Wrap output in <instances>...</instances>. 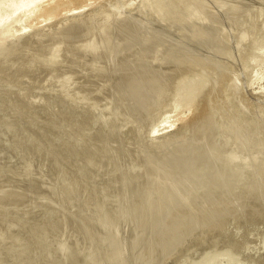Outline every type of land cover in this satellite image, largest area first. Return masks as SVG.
Wrapping results in <instances>:
<instances>
[{
	"label": "rangeland",
	"instance_id": "obj_1",
	"mask_svg": "<svg viewBox=\"0 0 264 264\" xmlns=\"http://www.w3.org/2000/svg\"><path fill=\"white\" fill-rule=\"evenodd\" d=\"M93 4L95 5L92 7L93 9L86 10L78 16L64 15L50 23L46 21L45 17L38 18V21H34L35 23L32 24L29 21H24V23L22 22L24 27L22 24L20 25L23 27L21 31L20 27L15 24L16 29L13 26L12 30L16 31L17 28L19 30L13 36L14 41L16 40V43L18 41L17 48L9 49L10 42L8 40H4L3 44H0V264H32L34 262V264L37 262L38 264H47V261L49 264L51 261H53L52 264L56 263L58 256L56 257L55 253H52V248H55L58 242L60 243L59 239L62 238L61 236H65L66 231L71 234L69 232L71 230L68 229V226L71 227V225H67L68 223L66 224L68 228H66L69 231L64 230L66 220L73 225L70 229H75L74 226H78L77 230L75 229L76 232L72 229L73 234L71 235H75L74 239L82 240L81 242L85 243V238H87V244L90 242L94 244L95 239L90 241L95 237L94 232L100 234L99 230L104 229L105 233L107 231L105 228L107 229V225L110 224L108 221L117 219L115 218L117 210L123 212L122 214L125 213L124 216L127 215L126 213L128 215L132 213L135 216L141 215L140 213L143 212L142 216H139L142 219L134 217L136 221L139 218L137 227H135L139 231L134 229L136 233L130 232L133 231L131 230L133 223L136 224L134 218H129L130 215L126 218H129L130 222L134 219L132 227L129 225L128 228V219V224L126 223L125 226L127 228L124 227L125 230L123 229L122 234H119L122 229L120 226L123 227L122 224L127 222L124 217L123 222L121 217L123 215L119 211L120 217L118 215L117 223L121 220L120 224L112 221L113 226L110 224L111 229L108 228L107 232L109 233V230L116 226L118 228L115 227V230L119 231L120 228L118 233L120 238L116 236L117 232H114V229V234L112 231L109 233L113 237L112 240L107 232L105 234L108 236L102 232L100 235L105 236L99 235L98 237L96 235V237L99 239L100 237L101 239L106 236L107 239L110 237L109 240H105V243L111 240L113 246L114 242L116 243V240L113 241L115 236L118 240L122 238L123 249L127 247L126 250L124 249L126 252L130 247V250H132V246L134 248V253L127 252L130 255L128 258L135 259V261L129 259L132 262L140 261L139 255L142 254L140 259H143L139 262L140 264L150 261H152L151 264H162L161 262L169 264L168 261L178 264L181 261L179 259L182 258L184 261L179 264H184L186 262L182 255L189 253V258L186 256V264L201 261L199 264H204L205 261V264H208L209 260L211 262L209 264H264V0H95ZM120 13H123V17ZM26 23H28L27 26H30L28 30L25 28ZM22 30L27 31L28 38L21 36ZM2 47L5 49L2 50ZM261 53H263L262 57ZM247 63L250 66L246 65ZM187 90L190 91V97L192 95L189 105L190 109L194 111L191 112L192 115L197 116V122L192 116L193 119L191 117L189 121L183 123L179 119L181 114L176 116L170 111L172 109L174 111L176 106L184 104L182 99L185 100L183 96ZM141 97L144 98V101L141 100ZM145 100L147 101L145 102ZM141 101L143 105L147 104V107L145 106L147 109L142 107ZM189 105L187 106L189 107ZM205 107L206 113L204 112ZM199 113L205 115L202 116L203 119L200 117L201 120H199ZM170 114L175 120L168 118L171 117ZM170 119L174 120L175 124L173 123L169 129ZM192 120L195 121L192 122ZM187 122L188 124L185 126ZM181 123L183 127H181ZM256 154L259 155L256 156ZM139 155L140 159H138ZM93 158L95 164L92 162ZM136 158L137 160H135ZM14 159L21 161V167L18 166L19 164H16V167L10 164ZM33 161L39 162L37 166L36 163L30 164ZM7 162L9 163L7 164ZM40 162L44 165H41ZM50 162H52L55 171L53 167H51V171L48 169L51 166ZM99 162L102 166L99 165ZM136 162L137 167L135 168ZM22 165H28L27 169L30 165L33 167L35 165L39 168L42 166L49 172L53 171L54 173H52L56 174L57 183L51 181L54 175H51L52 178L49 177V180L51 178V185H57L54 187L56 191L52 188L54 192L52 194L48 177H43L41 180L47 179L46 182L48 181L49 186L46 182L39 184L41 180L39 183L37 182L39 176L47 174L45 170H43V174H41L42 171H39L41 175L38 172L37 176L35 167V169L32 167L34 171L32 169L28 171L25 166L22 168ZM96 166L97 168H94ZM142 167L143 169H141ZM98 168L101 170L104 168L102 173ZM23 169L26 170L25 173L21 172ZM73 169H76V172ZM94 170H97V173ZM116 170L119 172L117 173ZM124 170L128 175L127 173L123 174ZM32 171L36 174L28 175V173L33 174ZM92 171L94 172L92 180H95L97 175L100 178L103 177L104 172L106 173V176L104 175L106 179L100 178L102 179L101 185L103 181L106 182L107 176L110 177L107 182H109V186L111 183V189L109 187L108 192L106 188V191L112 194L116 186L115 191L118 189V193L116 192L115 195L114 191L113 197L119 199L120 196L117 195L119 190L122 197H120L121 200L116 198L117 202L125 198L123 195L126 196L133 189L135 190L131 193L132 195L129 194L131 201L127 200V198L130 199L127 196L126 201L124 199L126 203L118 202L120 206L118 203L116 204L117 210L112 209L111 206V210H116L113 211L114 216L113 212L107 211L110 208H104L107 212L100 208L101 214L108 213L110 216L111 213V216L114 217L111 220L106 218L108 215L105 214L103 218L99 216L97 220H92L96 219L98 215L95 214V218H92L90 209L93 207L99 209L101 205L102 208L105 206L104 202L100 205L102 201L100 199H105V194L100 189L105 190V186L108 187L104 183L102 187L96 183L98 188L92 196L91 192L96 189L93 186L94 182L98 181V179L91 180ZM111 178L114 179L112 180L114 183L111 182ZM72 180L78 181L79 184L75 183L74 185ZM82 180L87 186L93 184L85 186L87 188L85 189ZM115 181H119L120 185ZM126 181L131 184H125ZM26 183H30L29 187L31 185L32 189L27 188ZM150 183L154 186L153 189H151ZM71 184L73 187L78 184L77 188H79L82 197L84 195L81 194H88L86 192H89L92 187L93 191L90 190L89 193L91 197L86 195L83 197V201H88L99 195L96 197L100 201L96 197L95 199L100 203H95L93 198L94 200L91 199L92 201L87 202L88 206L84 204L86 201L83 202L85 205L83 206L82 198L78 197V189L76 187L74 189ZM22 185H26V192ZM41 186H44V189L50 188V192L44 191ZM80 187L82 190L85 189V192L80 190ZM139 187L143 189H139ZM68 188H70L69 192ZM127 188L130 192L126 194ZM71 189L77 192L76 196L73 195L74 199L72 195L68 196L72 192ZM144 189L145 193L143 194ZM150 190H153V193ZM97 191L101 193H97ZM262 191L263 193H261ZM48 192L49 196L46 194ZM107 192L105 193L107 194ZM134 192L137 194L134 195L135 197L133 196ZM256 192L257 194H255ZM101 194L103 196H100ZM112 195L109 198H112ZM131 196L134 197V200ZM75 197L76 199L80 198L81 201H77H80L81 205H77ZM71 198L73 202H71ZM108 199L105 200L106 203ZM75 201L77 206L73 204ZM90 202L99 207L97 205L95 207L93 204L91 208ZM68 203H72L75 208L82 206L79 208L86 211V216L90 214V211L89 218H86L83 211L80 212L78 208L76 209L77 217L83 215L84 217H80L85 220L91 219V222L85 221L90 224L89 228H93L94 224V227L99 226V230L97 227L96 230H94L95 228L90 230L88 224L84 227L85 223L82 224L83 226L78 225V219L83 222V218L73 216L76 214L75 208L69 204L74 209V213L71 211V207L67 206ZM114 203L111 204L114 205ZM123 203L131 205L132 210L138 209V214L134 211V215L129 206L126 207H129L131 212L127 211L128 208L126 209ZM156 203L158 206L155 205ZM132 204L137 207L133 208ZM86 206L87 209L90 208L89 211L85 209ZM107 206H109V202ZM153 206L157 210L159 209V212ZM147 209L153 213L150 214ZM244 209H249V211ZM166 210L167 212L164 213ZM96 212L100 213V211ZM42 215L43 217H41ZM144 215L147 216L144 217ZM66 217L71 218L70 221L65 219ZM72 217L76 223L73 222ZM104 217L105 221H108L105 222V224L107 223L106 227L100 229L99 224H104V221L101 220L102 223H100L98 219H104ZM139 220L143 223L141 224ZM96 221L99 224L96 225ZM156 224L161 227L155 229ZM138 225L142 227L148 225L146 226L148 228L140 226L141 230ZM227 225L229 226L226 227L225 233L224 229ZM79 226L89 229V232L94 230L92 231L94 234L88 233L84 228L82 231L78 230L82 228ZM153 227L154 229H152ZM216 228L217 231H224L219 236L220 238L217 236L219 232L217 235H213L214 237L206 235L216 231ZM77 231L82 233L85 231L86 236L90 238L92 235L93 237L88 240V237H83L82 233ZM123 231L127 235L136 234L134 236L139 239L142 248L138 246V242V245L135 244L137 246L134 245L132 240L138 241L134 236L132 239L131 235L129 238L125 237L126 240L128 239L125 242ZM140 232L142 235L138 237ZM68 234L67 236L70 237L71 235ZM76 234L81 235L84 240ZM58 236L61 238L57 239ZM67 236L64 237L66 242H68ZM77 236L78 238H76ZM144 236L147 237L144 238ZM209 237V241L212 238L213 241L220 239L219 242H216L220 247L223 244L221 239H223L222 250L225 245L232 244L234 246L233 243H229L232 241L239 242L235 244V248L236 245L239 246H237V250L234 248L236 251L231 250L234 254L231 251L228 254L227 251L228 255L226 254L227 257H225L220 254H223V251L225 253L227 249L221 253V248L216 244L217 247L215 242H208V245L210 243L209 249L213 243L214 250L220 251L218 257L213 249H211L212 251L207 249ZM98 238L96 241L99 240ZM230 238L232 241H229ZM189 239L191 242L196 241L193 244L199 243L198 240H205L200 243H205L203 246H207L204 248L201 247V244L198 245L196 252L200 254L199 252L204 248L205 252L209 253V255H205L208 258L205 257L206 260L200 259L199 261L200 255H198V261L194 262L195 245L192 252L188 251L187 253L185 252L187 249H185L184 252L178 254V257L182 256L181 258L177 257L176 261L179 260V262H175V258L172 259L173 261L168 260L172 258L170 255L172 256L176 250L186 248L189 245L186 244L190 242ZM118 240L116 244L122 242L118 243ZM54 241L56 246L53 244ZM225 241H227L226 244ZM128 242H130L129 245ZM176 242L178 244L180 242V244L178 245ZM86 243L83 245L91 244L87 245ZM47 244L51 251L50 253L47 252L48 249L45 251L47 255H51L45 258L47 255H45L43 247L47 248ZM61 244H59L61 247L66 245L65 243ZM70 244L67 245L72 248L73 241ZM112 245L109 248L110 244L108 243L106 247L109 248V251L112 250L115 255V251L122 254L120 255L122 259L128 255L122 253L124 251L118 252L122 246L117 248L115 245L117 248L115 249ZM126 245L130 247L128 248ZM68 246H65L68 248L66 251L70 249ZM61 247L58 249L60 250ZM89 247H93V245L91 244ZM137 247H140L141 253L136 250ZM42 249L44 254L39 252ZM87 249L89 250V248ZM145 249L148 253L145 252ZM149 249L151 254H149ZM26 250L29 258L25 257L27 255L23 253ZM208 250L214 252V255ZM136 251L138 254L135 253ZM22 253L25 257L23 259ZM176 253L178 252L176 251ZM203 253L201 254L203 255ZM168 254L169 257H167ZM32 256L37 259H32ZM118 256L116 255L115 258ZM118 258L120 259V257ZM122 259L121 264H124ZM188 259L193 263H190Z\"/></svg>",
	"mask_w": 264,
	"mask_h": 264
},
{
	"label": "bare ground",
	"instance_id": "obj_2",
	"mask_svg": "<svg viewBox=\"0 0 264 264\" xmlns=\"http://www.w3.org/2000/svg\"><path fill=\"white\" fill-rule=\"evenodd\" d=\"M94 1H95V0H0V44H3V41H4V40H8V41L10 42V43H9V44H10V48H9V49H11V50H15V49L17 48L18 41H17V43H16V40L14 41V37H13V36L16 34L15 32H17V30H18V28H17V30L15 31V29H16V25H15V24H17V26L20 27V31H21V28L23 29V27H24V25H23L24 21H29V22H31V24H32L34 21H38V18H40V17H45V19H47L46 21L50 23V21H51V22H52V21H55V20L61 18V17L64 16V15H70V16H71V15H77V16H78V14H82V13L85 12L86 10H91L92 7H95V5L93 4ZM96 1H98V0H96ZM96 7H97V6H96ZM97 8H98V7H97ZM92 9H93V8H92ZM120 14H122V17H123V13H120ZM120 14H119V16H121ZM70 16H69V17H70ZM72 18H73V17H72ZM75 18H77V17H75ZM70 19H71V18H70ZM41 20H42V19H41ZM43 20H44V19H43ZM46 21L44 20V22H46ZM22 22H23V23H22ZM42 22H43V21H42ZM42 22H41V23H42ZM263 22H264V21H263ZM34 23H35V22H34ZM21 24L23 25V27L20 26ZM27 24H28V23L25 24V25H26V27H25L26 30L30 29V26H27ZM36 24H37V22H36ZM33 25H35V24H33ZM263 25H264V24H263ZM13 26L15 27L14 30H12ZM13 32H14V33H13ZM18 32H19V30H18ZM20 34H22L21 36L24 37V36H26L28 33H27V31L22 30V33L20 32ZM29 35H30V34H29ZM15 37H16V36H15ZM18 37H19V35H18ZM26 37L28 38V36H26ZM19 38H20V37H19ZM24 38H25V37H24ZM16 39H17V37H16ZM21 39H22V37H21ZM21 41H22V40H21ZM257 48H258V47H257ZM4 49H5V48H4ZM4 49H3V47H2V50H4ZM2 50H1V51H2ZM256 50H257V49H256ZM5 51H6V50H5ZM7 51H8V50H7ZM262 52H263V50H262ZM250 53H251V52H250ZM262 54H263V53H261V57H262ZM0 56H1V55H0ZM258 56H259V54H258ZM250 63L252 64V62H250ZM246 65H249V64L247 63ZM249 66H250V65H249ZM251 66H252V65H251ZM248 68H249V67H248ZM184 79H185V78H184ZM187 81H188V80H187ZM187 81H186V82H187ZM194 96H195V93H194ZM144 97H145V96H144ZM148 97H149V96H148ZM150 98H152V97H150ZM183 98H185V100L182 99V101L184 102V104H181V105H179V106H176V109H175L174 111H173V109L170 110V111H171V114L176 115V116H178V115L181 114L182 116H180L179 119H181V122H183V123H184L185 121H187V120L189 121L190 118H191L192 116L196 119V122H197V118H196L197 116L195 117V116H194L195 114L192 115L191 112H194V111H192V109H190V105H189V104H190V101H191V98H192V95H191V97H190V91L187 90V91L185 92ZM189 98H190V99H189ZM143 99H144V98L141 97V100H143ZM146 99H147V98H146ZM188 99H189V100H188ZM143 101H144V100H143ZM146 101H147V100H145V102H146ZM148 101H151V100H148ZM180 102H181V101H180ZM192 103H193V102H192ZM210 103H211V100H210ZM141 104L143 105L142 101H141ZM204 104H205V103H204ZM142 105H141V106H142ZM146 105H147V104L144 103V105H143L142 107H144V109H145V108L147 107ZM187 105H189V107H188ZM145 106H146V107H145ZM191 106L194 107V105H191ZM200 107H201V106H200ZM212 107H213V106H212ZM212 107H211V110H212ZM214 107H215V106H214ZM214 107H213V108H214ZM191 108H192V107H191ZM146 109H147V108H146ZM195 109H196V108H195ZM200 110H201V109H200ZM205 110H206V107H205V109H204V112H205ZM205 113H206V112H205ZM168 114H169V112H168ZM171 114H170V115H171ZM197 114H198V113H197ZM201 114H202V112H201ZM203 115H204V114H203ZM203 115H200V113H199V120H201V118L203 119V117H202ZM176 116H174V117H176ZM204 116H205V115H204ZM193 117H192L191 119H193ZM200 117H201V118H200ZM168 118H171V119H174V120H175V118H173L172 115H171V117L169 116ZM171 119H170V121H171ZM176 119H177V118H176ZM179 119H177V120H179ZM174 120L171 121V125L168 127L169 129L172 127V124H173V123L175 124V121H174ZM177 120H176V121H177ZM193 121H195V120H192V122H193ZM190 123H191V121L189 122V124H190ZM187 124H188V122L185 123V126H186ZM185 126H184V127H185ZM188 126H190V125H188ZM181 127H183L182 123H181ZM182 129H183V128H182ZM184 129H185V128H184ZM167 132H168V131H167ZM155 139H156V138H155ZM157 139H159V138H157ZM263 145H264V144H263ZM256 146H257V145H256ZM260 146H261V145H260ZM249 147H250V146H249ZM91 150H92V149H91ZM260 153L262 154L261 151H260ZM140 154H141V153H140ZM257 155H259V154H256V156H257ZM263 155H264V154H263ZM141 156H142V155H141ZM89 157H90V156H89ZM134 157H135V156H134ZM139 157H140V155L138 156V159H140ZM261 157H262V156H261ZM141 158H142V157H141ZM262 158H263V157H262ZM260 159H261V158H260ZM91 160H92V159H91ZM131 160H132V158H131ZM135 160H137V158H136ZM142 160H143V159H142ZM142 160H141V162H142ZM29 161H30V160H29ZM96 161H97V160H96ZM128 161H129V160H128ZM12 162H13V163H10V164H12V166H13V165L15 166L16 164H17V165L19 164L18 166L21 167V166H20L21 161H19L18 159H14ZM30 162H31V161H30ZM90 162H91V161H90ZM92 162H93V164H95V163H94V162H95V161H94V158H93ZM92 162L90 163V165L92 164ZM97 162H98V161H97ZM132 162H133V160H132ZM8 163H9V162H7V164H8ZM27 163H28V162H27ZM35 163H36V166H37V164H38L39 162L37 163V162L33 161V163H30V164L32 165V164H35ZM50 163H51V166L49 165V166H50V168L48 167L49 170L52 169L51 167H53L52 162H50ZM40 164H41V165H44V163H42V162H40ZM40 164H39V165H40ZM100 164H101V163L99 162V165H100ZM122 164H123V163H122ZM133 164H134V162H133ZM2 165H3V164H2ZM2 165H1V166H2ZM28 165H29V163H28ZM28 165H27V166H28ZM31 165L28 167V169H27V166L24 165V166H25V169L29 171V169H32V167H33V166H31ZM128 165H129V164H128ZM128 165H127V166H128ZM14 166H13V167H14ZM24 166L22 165V168H24ZM97 166H98V165H97ZM97 166L94 167V168H97ZM101 166H102V164H101ZM122 166H123V165H122ZM13 167H12V168H13ZM15 167H16V166H15ZM34 167H35V165H34ZM34 167H33V168H34ZM41 167H42V166H41ZM41 167H40V168H41ZM80 167H81V166H80ZM83 167H84V164H83ZM136 167H137V162H136V166H135V168H136ZM35 168H36V169H35ZM35 168H34V169H35V172H36V170H37V176H38V172H39V171H42V173L39 172V175L43 174V170H45L46 173H47V174L45 173L47 176H46V175H45V176L42 175L41 177L39 176V181L37 180L38 183L40 182L41 178H43V177H46V178L48 177V180H49V177H51V175H52V176L54 175V177H53V180H51L52 177L50 178V180H51L53 183H54V181L57 183V179L55 180V178H56V174H53V173H54L53 171H52L53 173H52V172H49V171H47L48 169H44L43 167H42L43 169L41 170V169L39 168V166H38V167H35ZM38 168H39V169H38ZM45 168H46V167H45ZM85 168H86V167H85ZM115 168H116V167H115ZM135 168H134V169H135ZM139 168H140V167H139ZM17 169H18V167H17ZM25 169H23L21 172L24 171V173H25V171H26ZM34 169H32V170L34 171ZM89 169H91V167H89ZM98 169L101 170L100 168H98ZM103 169H104V168H103ZM103 169H102V170H103ZM121 169H122V168H121ZM134 169H133V170H134ZM137 169H138V168H137ZM137 169H136V170H137ZM141 169H143V167H142ZM15 170H16V169H15ZM20 170H21V169H20ZM53 170H54V167H53ZM73 170H74V172H76V171H75L76 169H73ZM86 170H87V168H86ZM99 170H98V172L100 173ZM102 170H101V173H102ZM16 171H17V170H16ZM30 171H31V170H30ZM33 171H32L33 174L28 173V175H31V176L33 175V176H34V174H36V173L33 172ZM45 171H44V172H45ZM50 171H51V170H50ZM54 171H55V170H54ZM82 171H83V170H82ZM82 171H81V172H82ZM112 171H114V170H112ZM124 171H125V170H124ZM124 171H123V174H124V173L126 174L127 172H126V171L124 172ZM138 171H139V169H138ZM12 172H13V171H12ZM48 172H49V174H48ZM74 172H73V173H74ZM92 172H93V171H92ZM94 172L97 173V170H96V171L94 170ZM94 172L92 173V175H90L91 180L93 179ZM105 172H106V170H105ZM105 172H104V174H102L103 177H100V178H103V180L106 179V177L104 178V175L106 176V173H105ZM107 172H110V171L107 170ZM116 172H117V170H116ZM118 172H119V171H118ZM118 172H117V173H118ZM121 172H122V171H121ZM136 172H137V171H136ZM40 173H41V174H40ZM51 173H52V174H51ZM73 173H71V174H73ZM82 173H83V172H82ZM82 173H81V174H82ZM132 173H133V172H132ZM139 173H140V172H139ZM12 174H13V173H12ZM111 174H112V173H111ZM129 174H130V173H129ZM137 174H138V173H137ZM79 175H80V172H79ZM99 175H100V174H99ZM113 175H115V174H113ZM127 175H128V173H127ZM134 175H136V174H134ZM35 176H36V175H35ZM110 176H111V175H110ZM119 176H120V175H119ZM130 176H131V175H130ZM130 176H129V177H130ZM132 176H133V175H132ZM132 176H131V177H132ZM138 176H139V175H138ZM85 177H86V175H85ZM107 177H108L107 180H110V177H109V176H107ZM112 177H113V176H112ZM115 177H116V175H115ZM134 177H135V176H134ZM46 178H45V179H46ZM95 178H96V179H95ZM95 178H94L95 180L98 179L99 183H98V181H97V182H94V185H93V186H95L96 189H94V192H91V193H92L91 195L93 196V193H95V192H96L95 190H97V188H98V187H96V186H97L96 183L99 184L101 187H102V185H103V183H104L105 185H108V187L105 186V190H104V189H100V186H99V189H100V191L102 190L101 192H103V194H105L107 197L104 195L105 199H103V198L100 199V200H102L101 203L99 202L100 205L102 204V202H104V204H105V206H104L103 208H102V205H101V207H99L97 204H94V203L90 202V203L92 204V205H91V204L89 205V206H91V208L93 207V204H94V206L97 205V206L99 207V209L101 208L103 211H104V210L106 211L107 208H110V209H108L107 211L112 213L114 210H111V206H112V209H116V207H117L116 204H117L118 202H125L127 196L129 197V196H130L129 194H131V193L133 192V190H134V189H133L131 193L127 194L128 192H130V191H128L129 189L127 188V191H125V193H126L127 195H126V196L123 195V196L125 197V198H124L125 201H124V199H123L122 201H118V202H117V201L115 200L117 197H116V196H115L116 198L113 197V195H114V194L116 195V192L118 191V189H117V191H115V190H116V186H115V190H114L115 193H114V191H113V189H114L113 187H114V186H113V184H112V186H113V187H112V188H113L112 191H113L114 194H113V193H112L113 195H112L111 193L109 194V193H108V192H109L108 188L110 187V189H111V183H110V186H109V182H107V180H106L107 184H106L105 181H103V183H102V185H101L100 182H102V179L98 178V175H97V177H95ZM123 178H124V177H123ZM72 179H73V178H72ZM117 179H118V177H117ZM124 179H125V178H124ZM34 180H35V179H34ZM46 180H47V179H46ZM46 180H45V181L41 180V182H42V181H43V182H42V183L40 182L39 184H43L44 182H46ZM50 180H49V183H50L51 189L48 188V187H46L47 189H46V188L44 189V186H43V187L41 186V188H43L44 191H46V192L49 191V189H50V190H52L51 192H52V194H53V193H54V192H53V189H55V191H56V188H54V187H56L57 185H55V184H54V186L51 185L52 182H51ZM95 180H92V181H95ZM100 180H101V181H100ZM112 180H114V179L111 178V182H112ZM119 180H120V179H119ZM126 180H128V179H126ZM72 181H73V180H72ZM72 181H71V182H72ZM80 181H81V180H80ZM82 181H83V180H82ZM86 181H87V180H86ZM124 181H125V180H124ZM131 181H132V180H131ZM134 181H135V180H134ZM126 182H127V181H126ZM137 182H138V180H137ZM27 183H28V182H27ZM27 183H26V185H28L27 188L32 189V188H30L31 185H30V187H29V184H30V183H29V184H27ZM49 183H48V181L46 182V184H48V186H49ZM72 183H73L74 185H75V183H78V184H79L78 181H76V182L73 181ZM81 183H82V182H81ZM85 183H86V182H85ZM112 183H114V182H112ZM115 183H116V184H119V181H115ZM124 183H125V182H124ZM128 183H130V182L128 181V182L125 183V184H128ZM44 184H45V183H44ZM73 184H71L72 187H73ZM78 184H76V185H77V186H75L76 188L79 187ZM83 184H84V181H83ZM92 184H93V183H92ZM92 184H89L88 186H90V185H92ZM125 184H124V186H125ZM130 184H131V183H130ZM135 184H136V182H135ZM139 184H140V183L138 182V185H139ZM26 185H24V186L22 185V186L25 188V190L21 187V189H23L25 192H26ZM119 185H120V184H119ZM119 185H118V186H119ZM143 185H145V184H143ZM143 185H142V186H143ZM147 185H148V184H147ZM147 185H146V186H147ZM150 185H151V183H150ZM153 185H154V184H153ZM59 186H60V185H59ZM71 186H70V188H71ZM85 186H87V185L84 184V185H83V188H85ZM88 186H87V187H88ZM129 186H130V185H129ZM129 186H127V187H129ZM133 186L136 187V185H134V184H133ZM151 186H152V185H151ZM75 187H73V188L75 189ZM103 187H104V186H103ZM153 187H154V186H152L151 189H153ZM52 188H53V189H52ZM70 188H68V192L70 191ZM91 188H92V187H91ZM91 188H90V190L93 191V188H92V189H91ZM106 188H107L108 192L106 191ZM29 189H28V190H29ZM74 189H71V191L74 190ZM77 189H78V191H79V188H77ZM77 189H76V191H77ZM85 189H87V188H85ZM85 189H84V190H85ZM99 189H98V190H99ZM119 189H121L120 186H119ZM125 189H126V188H125ZM131 189H132V187L130 188V190H131ZM135 189H136V188H135ZM139 189H143V188H142V187H139ZM148 189H149V188H148ZM23 190H22V192H23ZM28 190H27V193L29 192ZM80 190H82L81 187H80ZM84 190H82V191H84ZM88 190H89V188H88ZM88 190H86V191H88ZM90 190H89V192H86V193H88V194H85V193H84L85 191H84V192H81V193H84V194H81V195H84V196L89 195ZM103 190H104V191H103ZM137 190H138V189H137ZM146 190H147V188H146ZM261 190H262V189H261ZM100 191H97V193L100 192ZM134 191H135V190H134ZM140 191H141V190H140ZM147 191H148V190H147ZM147 191H146V192H147ZM150 191H152L151 193H153V190H150ZM150 191H149V192H150ZM25 192H24V193H25ZM49 192H50V191H49ZM49 192L46 193V194H48V196H49V194H50ZM68 192H67V193H68ZM72 192H75V191H72ZM72 192H70L71 194H68V196H69V195H70V196H71V195H72V196H73V195H75V196L77 195V194H76L77 192H75V193H73V194H72ZM101 192H100V193H101ZM105 192H107V194H109V195H107ZM110 192H111V191H110ZM27 193H25V194H27ZM42 193H43V192H42ZM42 193H41V194H42ZM100 193H99V194H100ZM117 193H118V192H117ZM120 193H121V192H120V190H119V194H117V195L121 197ZM139 193H140V192H139ZM141 193H142V192H141ZM144 193H145V189H144V191H143V194H144ZM147 193H148V192H147ZM261 193H263V191H262ZM28 194H29V193H28ZM46 194H45V196H46ZM122 194H124V193H122ZM255 194H257V192H256ZM258 194H259V192H258ZM43 195H44V193H43ZM95 195H96V194H95ZM110 195H112V198H114V201H112V200H113L112 198H109ZM131 195H132V194H131ZM134 195L136 196L137 194H135V192H134V193H133V196H134ZM139 195L141 196V194H139ZM147 195H149V193H148ZM84 196H83V197H84ZM89 196H90V195H89ZM89 196H87V197H89ZM96 196L99 197V195H96ZM96 196H95V197H96ZM100 196H103V195L101 194ZM133 196H131V197H132L133 200H134V197H135V196H134V197H133ZM78 197L82 198V201L80 200V198H77V199H76V197H75L76 201H77V200H80V201L82 202V205H83V202L86 201L84 204L87 205V206H88L87 202H89V200H91V199L94 200V199H95V197H92V198H90L88 201H87V200H84V201H83V197L80 196V191L78 192ZM90 197H91V196H90ZM97 197H96V198H97ZM120 197H119V199H118V198H117V199H118V200H121ZM138 197H139V196H138ZM143 197H145V196H143ZM85 198H86V197H85ZM93 198H94V199H93ZM100 198H101V197H100ZM108 198L111 200V202H110V200H109ZM121 198H122V197H121ZM129 198H130V197H129ZM139 198H140V197H139ZM141 198H142V197H141ZM149 198H150V197H149ZM71 199H72V198H71ZM71 199H70V200H71ZM73 199H74V196H73ZM73 199L71 200V202H73ZM106 199H108V200H107V203L105 202ZM142 199H143V198H142ZM142 199H141V200H142ZM92 200H91V201H92ZM95 200H96V199H95ZM95 200H94V202H95V203H96V202L98 203L97 200H99V198H97L96 201H95ZM100 200H99V201H100ZM103 200H104V201H103ZM127 200H128V201H131L132 199H131V198H130V199L127 198ZM138 200H139V199H138ZM147 200H148V199H147ZM152 200H153V199H152ZM76 201L73 203L74 205L77 204V202H78L77 205H79V204L81 205V203H79L80 201H77V202H76ZM128 201H127V202H128ZM69 202H70V201H69ZM108 202H109V206H107V205H108ZM112 202H115L114 205L111 204ZM133 202H134V201H133ZM137 202H138V201H137ZM141 202H142V201H141ZM143 202H144V201H143ZM145 202H146V201H145ZM149 202H150V201H149ZM99 203H98V204H99ZM125 203H126V202H125ZM129 203H130V202H129ZM135 203H136V200H135ZM152 203H153V201H152ZM69 204H71V205L73 206L72 203H68V205H67L68 207H69V206L71 207V205H69ZM118 204H119L118 206H120V203H118ZM127 204H128V203H127ZM127 204H124V203H123V205H125V208H126V209L128 208L127 211L131 212V211H130V210H132L131 205L129 206V205H127ZM133 204H134V203H133ZM133 204H132V205H133ZM137 204H138V203H137ZM143 204H144V203H143ZM143 204H142V206H143ZM153 204H154V203H153ZM77 205H75V206H77ZM85 205H83V206H85ZM134 205H135V204H134ZM134 205H133V206H134ZM145 205H146V204H145ZM147 205H149V204H147ZM147 205H146V206H147ZM150 205H152V204L150 203ZM150 205H149V206H150ZM155 205L158 206L157 203H156ZM159 205H160V204H159ZM240 205H241V204H240ZM244 205H245V204H244ZM87 206H86L85 209H87ZM97 206H95V207H97ZM113 206H114V208H113ZM126 206H129L131 209H130L129 207H126ZM162 206H163V205H162ZM165 206H166V205H165ZM73 207H74V206H73ZM79 207H82V206H78V208H79ZM136 207H137V206H136ZM136 207L134 206L133 208H136ZM153 207H154V206H153ZM240 207H241V206H240ZM74 208H75V207H74ZM78 208L76 207L75 210H74V209L71 207L70 209H72L71 211L74 210V211L76 212V209H78ZM83 208H84V207H83ZM88 208H89V207H88ZM93 208H94V207H93ZM93 208H92V209H93ZM104 208H106V209H104ZM138 208H139V207H138ZM141 208H142V207H141ZM144 208H145V207H144ZM146 208H147V207H146ZM154 208H155V207H154ZM157 208H158V207H157ZM160 208H161V207H160ZM164 208H165V207H164ZM70 209H69V211H70ZM85 209H84V210H85ZM89 209H90V208H89ZM89 209H87V211H89ZM92 209H90L91 212H92V215H93V216L91 215V217H92V218H93V217L95 218V216L98 215V216H96V219H92V220H97V218H98L99 216H100L101 218H103V215H104V214H105L106 216L108 215V213H107V214L104 213L105 211L103 212L104 214H101V209L99 210L98 208H97V209L94 208V209H96L94 212H93L94 209H93V210H92ZM118 209H120V208H118ZM129 209H130V210H129ZM155 209H156V208H155ZM245 209H246V208H245ZM245 209H244V210H245ZM79 210H80V208H79ZM109 210H110V211H109ZM116 210H117V209H116ZM116 210H115V211H116ZM142 210H143V209H142ZM147 210H148V209H147ZM247 210L249 211V209H247ZM247 210H245V211H247ZM251 210H252V209H251ZM74 211H73V212H74ZM81 211H83V210L81 209L80 212H81ZM96 211H98V212L100 211V213L97 214ZM107 211H106V212H107ZM115 211H114V212H115ZM119 211H120V210H117V214L115 213V216H117V217H115V218H117V219H118V215L120 214V213L118 214ZM123 211L125 212V209H123ZM132 211H133V214L135 215L134 211L137 212L138 209H137V210H136V209H135V210L133 209ZM144 211H145V210H144ZM152 211H153V210H152ZM156 211L159 212V209H158V210L156 209ZM156 211H154V212H156ZM161 211H162V210H161ZM75 212H74V213H75ZM78 212H79V211H78ZM91 212L89 211L90 214H91ZM95 212H96V213H95ZM114 212H113V214H112L113 216H114ZM120 212H121V211H120ZM139 212H140V209H139ZM148 212H149V210H148ZM148 212H146V213H148ZM166 212H167V210L164 211V213H166ZM74 213H73V214H74ZM111 213H110V216L108 215L110 218H109L108 216H107L106 218H108V219H110V220L113 219L114 217L111 216ZM122 213H123V212H121V215H123V216H121V217H122V220H123V217H124V220L127 219V222H124V220H123V222H124L125 224H124L123 222H122L123 224L121 223L122 226H123V227L120 226V228H122V229H121V232H120V228H119V231H118V229H117V230L114 229L116 226L113 227V229L115 230L114 232H117V233H116V234H117L116 236H118L119 234H122V230H123L124 227L126 226V223L128 224V219H129V218L132 219V218H134L135 216H137V217L142 216V213H143V212L140 213L141 215H135V216H133L132 213L129 214V215H128V213H126L127 215L124 216L125 213H124V214H122ZM144 213H145V212H144ZM149 213H150V212H149ZM152 213H153V212H151L150 214H152ZM164 213H163V214H164ZM249 213H250V212H249ZM70 214H72V213L70 212ZM70 214H69V215H70ZM77 214H78V213L76 212V214H74L73 216H76V217H77V216H78ZM79 214H82V213H79ZM85 214H86V211H83V215H85ZM90 214H89V215H90ZM95 214H96V215H95ZM100 214H101V215H100ZM137 214H138V212H137ZM214 214H216V213H214ZM250 214H252V212H251ZM250 214H249V216H250ZM69 215H68V217L71 216V215H70V216H69ZM83 215H80V216H83ZM89 215H88V216L85 215L86 218H89ZM94 215H95V216H94ZM130 215H131V216H130ZM154 215H155V214H154ZM154 215H153V216H154ZM158 215H159V214H158ZM164 215H166V214H164ZM209 215H210V213H209ZM211 215H212V214H211ZM80 216H79V217H80ZM127 216H128V217L130 216V217H129V218H126ZM145 216H147V215H144V217H145ZM156 216H157V215H156ZM159 216H160V215H159ZM253 216H256V214H255V215L253 214ZM38 217H40V216H38ZM41 217H43V215H42ZM49 217H50V216H49ZM76 217H75V218H76ZM79 217H77V218H79ZM83 217H84V216H83ZM83 217H80V218H83ZM91 217H90V218H91ZM119 217H120V215H119ZM144 217H143V218H144ZM157 217H158V216H157ZM161 217H162V216H161ZM166 217H167V216H166ZM166 217H164V219H166ZM46 218H47V217H46ZM53 218H54V217H53ZM72 218L74 219V217H72ZM77 218H76V219H77ZM135 218H136V217H135ZM135 218H134V219H135ZM139 218H140V217H139ZM139 218H137V221H136V219H135L136 224L133 223V228L131 229V230H133V231H130V229H128V231H130V232H134L135 227H137L136 225L138 224V219H139ZM154 218L157 219L156 217H154ZM253 218H254V217H253ZM40 219H41V218H40ZM43 219H44V218H43ZM43 219H42V220H43ZM65 219H68V218L66 217ZM65 219H64V221H65ZM69 219H71V218H69ZM69 219H68V220H69ZM73 219H72V220H73ZM99 219H100V218H99ZM99 219H98V221H99L100 223H102V222L104 221V224H99L98 221H96V225L99 224V225H100V229H101V228L103 229V227H106V224H107V223L105 224V222H107L108 220L105 221V220H106L105 217H104V219H100V220H99ZM117 219L114 220V221L111 220V222L113 221V223H117ZM120 219H121V218H120ZM130 219H129L128 228H129V225L131 226L132 222H134V221H133L134 219L131 220V222H130ZM140 219H142V218H140ZM146 219H147V218H146ZM159 219H160V217H159ZM254 219H255V218H254ZM49 220H50V218H49ZM51 220H52V219H51ZM72 220H71V222H72ZM79 220H80V219H78V222H77L78 225H80V224L82 225V224L85 223V224H84V227H85L86 224L89 225L88 228L90 227V224H89L88 222H85V221L88 220V221L91 222V221H92L91 219H90V220H89V219L85 220V218H83V222H81L82 220H80V221H79ZM101 220H102V222H101ZM162 220H163V219H162ZM38 221H39V220H38ZM62 221H63V220H62ZM69 221H70V220H69ZM76 221H77V220H76ZM118 221H119V220H118ZM259 221H260V220H259ZM73 222L76 223V222H75V219H74ZM80 222H81V223H80ZM94 222H95V221H94ZM94 222H93V223H94ZM108 222L111 224L110 221H108ZM120 222H121V220H120ZM120 222H118L117 224L119 225ZM139 222H140V220H139ZM157 222H158V220H157ZM196 222H197V221H196ZM62 223H64V222H62ZM67 223H68V224H67ZM113 223L111 224L112 226H113ZM140 223H141V222H140ZM140 223H139V224H140ZM142 223H143V222H142ZM142 223H141V224H142ZM164 223H165V222H164ZM66 224H67V225H71V227H72V226H73L72 223H69V222H67V220H66V223L64 224V225H65V229H64V230H68V229H69V230H71V231H69V230H68V231L71 232V234H73V232H72V229H73V228L70 229V228H71L70 226H68V227H69V228H68ZM110 224H109V225H110ZM150 224H151V223H150ZM160 224H161V223H160ZM162 224H163V223H162ZM184 224H185V223H184ZM196 224H198V223H196ZM62 225H63V224H62ZM74 225H75V224H74ZM91 225H92V224H91ZM101 225H105V226H101ZM109 225H107L108 227H107V229L105 228V230L108 231V228H110ZM114 225H116V224H114ZM156 225H157V224H156ZM82 226H83V225H82ZM82 226H79V228H81ZM92 226H93V228H89V229L91 230V229H94V228H95L94 230H96V227H97V226L94 227V224H93ZM140 226H141V225H140ZM140 226L138 225L139 228L142 227V226H141V227H140ZM143 226H144V225H143ZM146 226H148V225H146ZM146 226H144V227H145V228H148V227H146ZM149 226H150V225H149ZM188 226H189V225H188ZM190 226H191V225H190ZM190 226H189V227H190ZM228 226H229V225L225 226V229H224L225 233H226V230H227L226 227L228 228ZM66 227H67L68 229H67ZM74 227H75V229H76L78 226L76 225V226H74ZM84 227H82L81 229H78V230H81V231H82V229H83ZM131 227H132V226H131ZM144 227H142V228H144ZM150 227H151V226H150ZM150 227H149V228H150ZM159 227H161V226L159 225ZM159 227H158V225H157V227H155V229H157V228H159ZM221 227H222V226H221ZM258 227H259V226H258ZM116 228H118V227H116ZM125 228H127V227H125ZM139 228H138V229H139ZM142 228H141V230H142ZM217 228H218V227H217ZM217 228H216V231L214 230V231H212L210 234L208 233V234H206V235H207V236H213V235H217V233L219 232L217 236H218V238H220L219 236H221V234H223L224 231H222L223 233L221 232V230H220V231H217V230L219 229V228H218V229H217ZM75 229H73L74 232H76V230H77V229H76V230H75ZM85 229L87 230V228H84V230H85ZM89 229H88V230H89ZM97 229L99 230V226L97 227ZM110 229H111V228H110ZM113 229H112V230H109V233H110V231H112V234H114ZM152 229H154V227H153ZM163 229H164V227H163ZM185 229H186V228H185ZM64 230H63V231H64ZM86 230H85V231H86ZM88 230H87V232L90 233V234H94V233H95V235H94L95 237H93L92 235H90V238L93 237V238H91V240H90V238H89L88 236H86L87 234H86L85 231H84L85 233H84V232L82 233L81 231H77V232H81L82 234H81V233H80V234H81L83 237H88V240H90V241H92L93 239H95V241H96V239L99 237L100 234H102V232H103V234H105V233L107 232V231H106V232L104 233V231H103L104 229H103V230H99V231H100V234H96V232H94V233L92 232V231H94V230H92V231H90V232H89ZM124 230H125V229H124ZM135 230H137V228H136ZM141 230H140V231H141ZM147 230H148V229H147ZM212 230H213V229H212ZM128 231L126 230L127 233H128ZM138 231H139V230H137V232H138ZM143 231H144V229H143ZM150 231H151V230H150ZM156 231H157V230H156ZM162 231H163V230H162ZM164 231H165V230H164ZM164 231H163V232H164ZM188 231H189V230H188ZM188 231H187V232H188ZM251 231H252V230H251ZM254 231H255V230H254ZM64 232H65V231H64ZM64 232H62L63 235H64ZM91 232H92V233H91ZM97 232H98V231H97ZM119 232H120V233H119ZM130 232H129V233H130ZM141 232H142V231H141ZM141 232H140V235H137L138 237L142 235ZM151 232H152V231H151ZM151 232H150V233H151ZM157 232H158V231H157ZM157 232H156V233H157ZM189 232H190V231H189ZM220 232H221V233H220ZM109 233L107 232V234L110 236ZM118 233H119V234H118ZM124 233H125V232L123 231V234H124ZM134 233H136V232H134ZM144 233H145V232H144ZM146 233H147V232H146ZM161 233H162V232H161ZM180 233H181V232H180ZM180 233H179V234H180ZM205 233H207V232H205ZM228 233H229V232H228ZM263 233H264V232H263ZM67 234H68V233H67V231H66V232H65V236H67ZM71 234H68V235L70 236ZM74 234H75V233H74ZM85 234H86V235H85ZM107 234H105V235H107ZM137 234H139V233H137ZM147 234H149V233H147ZM164 234H165V233H164ZM164 234H163V235H164ZM219 234H220V235H219ZM229 234H230V233H229ZM61 235H62V234H61ZM61 235H60V236H61ZM76 235H78V234H76ZM81 235H78V236L82 237ZM88 235H89V234H88ZM96 235H97L98 237H96ZM105 235H100V236L102 237V236H105ZM108 235H107V236H108ZM129 235H131V233H130ZM129 235H127V234L125 233V236L123 235V237H124V238H125V237H126V238H127V237L129 238ZM134 235L136 236V234H134ZM134 235H133V236H134ZM145 235H146V234H145ZM156 235H157V234H156ZM224 235H225V234H224ZM224 235H222V237H224ZM226 235H228V234H226ZM230 235L232 236V234H230ZM247 235H248V234H247ZM255 235H256V234H255ZM60 236H58L57 239H59ZM65 236H64V237H65ZM71 236H72V237H71ZM71 236H70V237H68V236L66 237V238H68V239L70 238L69 240L66 239L68 242L65 241V238H64L63 236H61L62 238L60 237L61 239H63V240H62L63 242L61 241V239H59L60 243L58 242V243H57L58 245L56 244L55 241L53 242V244H55V246L57 245L58 247H61V246L59 245V244H61V242H62V244L65 243V244H66V245H65L66 247L68 246L67 244L72 243V241H73V245H74L72 248H70V247L72 246V245L70 244V245H69L70 247L68 246V247L70 248L68 251H66V249H68V248H66L65 246H62V247L60 248V250L58 249L57 246H56L55 248H52V249H53V250H52V251H53L52 253H55L54 255H56V257L58 256V258H57V259H58L57 262H56V263H53V264H117V263H118V264H121V259H122V257H121L120 255H122V254H121V253L118 254L117 251H115V252H116V255H119V256H118V257H120V259H119L118 257L115 258L116 255H115V253H112V252H113L112 250L109 251V248H111V245H112L111 242H110V241L112 240V238H113L112 236H110V237H111V240L108 241V242L106 241V243H105V240H109L110 237H108L109 239H107V236L105 237L106 239H105V238H102V239H104V240H102L101 237H100V239L98 238V239H99L98 241H96V242L94 241V244H93L92 242L89 241V242L93 245V247H89V246H91L90 243H88V244H90L89 246H85V245H83V244H85V243L87 242V241H86L87 238H85V239H86V240L84 241L85 243H83V242H81L82 240L79 241V239H74V236H75V235H74V236L71 235ZM78 236H77L76 238H78ZM113 236H114V235H113ZM116 236H115V237H116ZM131 236H132V235H131ZM133 236L131 237V239L133 238ZM135 236H134V237H135ZM150 236H151V235H150ZM158 236H159V235H158ZM158 236H157V237H158ZM161 236H162V235H161ZM161 236H160V237H161ZM186 236H187V235H186ZM191 236H192V235H191ZM191 236H190V237H191ZM207 236H206V237H207ZM83 237H82V238H83ZM115 237H114L113 241L116 240V243H117L118 238L116 237V238H117V239H116ZM118 237L120 238V236H118ZM145 237H147V236H144V238H145ZM182 237H184V236H182ZM182 237H181V238H182ZM190 237H189V238H190ZM213 237H214V236H213ZM215 237H216V236H215ZM232 237H233V236H232ZM234 237H236V236H234ZM71 238H73L74 240H72ZM82 238H81V239H82ZM124 238H123V239H124ZM126 238H125L124 240H126ZM135 238H137V237H135ZM140 238H142V237H140ZM151 238H152V236H151ZM151 238L149 237V239H151ZM185 238L188 239L187 237H185ZM204 238H205V236H204ZM131 239H129V240L131 241ZM137 239H138V238H137ZM149 239H148V240H149ZM215 239H216V238H215ZM227 239H228V237H227ZM227 239H226V240H227ZM254 239H255V238H254ZM259 239H260V238H259ZM83 240H84V238H83ZM143 240H145V239H143ZM151 240L153 241V238H152ZM151 240H150V241H151ZM155 240H156V239H155ZM158 240L160 241V239H158ZM180 240H182V239H180ZM206 240H207V239H206ZM209 240H210V237L208 238L207 245H208V242L213 241V238L211 239V241H209ZM217 240H218V239L214 240L213 242H215V245L217 244V245L219 246V243H216V242H219L220 239H219L218 241H217ZM222 240H223V239H221V243L224 244V240H223V241H222ZM64 241H65V242H64ZM69 241H71V242L69 243ZM113 241H112V243H113ZM119 241H120V242L122 241L121 243L124 242V241L122 240V238H121V240H120V239L118 240V243H120ZM127 241H128V239H127L125 242H127ZM132 241H133L134 245H135V244L138 245V243L140 242L139 239H138V241L135 240V239L132 240ZM132 241H131V243H132ZM134 241H135L136 243H135ZM141 241H142V240H141ZM150 241H149V243H150ZM159 241H158V243H160ZM189 241H190V239H189ZM198 241H199V243H197V244H193L194 242H196L195 240H194V242H191V241H190L189 243H186V244H189V245L186 246V248H185V247H183L184 249H183V248H181V249L179 248L178 250H176L178 253L175 254V252H176V251H175L174 254H172V256L170 255V257H172V258H171V259H168V260H172L173 258H175V260H174L175 262H177V261L179 262V260H181L179 263L183 262V261H184L183 258H182V259H179V260L176 261V259H177V257H178V254H180L181 252H184L185 249H187V251H185V252H187V253H188V251H189V252H192L196 247H198V245L201 244V247H202L203 244H205V243H200V241H202V242L205 241V240L203 241V239H202V240H198ZM229 241H232L231 238H230ZM229 241H228V242H229ZM137 242H138V243H137ZM143 242H144V241H143ZM147 242H148V241L146 240V243H147ZM181 242H182V241H181ZM234 242H235V241H234ZM234 242L232 241V242H229V243H230V244L233 243L234 246H235V244H238V243H239V242H237V243H234ZM257 242H258V241H257ZM51 243H52V242H51ZM108 243L110 244V247L108 246L109 248L106 247ZM116 243L114 242V244L116 245L117 248H120V246H122V247L120 248L121 250L119 249L118 252H120V251H124V252H122V253H124V254H128L126 257H123L124 259H122V260H124V264H126V262H129V263L131 264L132 261H135V259L133 260V259H131V258H128V256L130 257V255H129V253H127V252H130V253H131V252L134 251V248H133L132 245H131V246H132V250H130L131 247L128 246V245L130 244V242H128V245H126V246H128V248L130 247L129 251L127 250V252L125 251V250L127 249L126 246H125L126 249H125V248H124L125 250L123 249V245H124V243H123V244L120 243L121 245H120V244H116ZM154 243H156V242H154ZM176 243H177V242H176ZM184 243H185V242H184ZM221 243H220V244H221ZM226 243H227V241H225V244H226ZM18 244H19V242H18ZM62 244H61V245H62ZM86 244H87V243H86ZM88 244H87V245H88ZM126 244H127V243H126ZM141 244H142V243H141ZM152 244H153V242H152ZM177 244H178V243H177ZM179 244H180V242H179ZM179 244H178V245H179ZM223 244L221 245V247H223ZM256 244H257V243H256ZM50 245H51V244H50V242H49V246H50ZM115 245H114V246L112 245V246L115 247ZM117 245H118V246H117ZM137 245H135V246H137ZM195 245H196V246H195ZM207 245H204L203 247L205 248V246H207ZM212 245H213V243L211 244V247H210V248L214 250V245H213V246H212ZM217 245H216V246H217ZM47 246H48V244H47ZM47 246H46V247H47ZM49 246H48L47 248L43 247V248H44V251H45L46 249H48ZM138 246H140V243H139ZM142 246H143V244H142ZM157 246H158V245H157ZM194 246H195V248H194ZM209 246H210V243H209L207 249H209ZM218 246H217V247H218ZM231 246H233V245H232V244H231V245L228 244V246H227V245L224 246L225 248H223V250L227 249V250L225 251V253H224V251L222 250V248L219 246V247L221 248V250H220L221 253H222V251H223V254H220V255H223V256L227 257V256H226V254H227L226 252L228 251V254H229V252H230L231 250L233 251L234 248H235L234 246H233V248H230ZM237 246H239V245H236V248H237ZM51 247H53V246H51ZM63 247H64L65 249H64ZM85 247H86V248H85ZM116 247H115V249H117ZM140 247H141V246H140ZM140 247H137L138 249H136V250L139 251V250H140V249H139ZM144 247H145V246H144ZM146 247H147V246H146ZM160 247H161V246H160ZM172 247H173V246H172ZM191 247H192L193 249H192ZM201 247H200V248H201ZM212 247H213V248H212ZM248 247H249V246H248ZM20 248L23 249L22 247H20ZM87 248H89V250H88ZM90 248H91V249H90ZM141 248H142V247H141ZM161 248H163V247H161ZM161 248H160V249H161ZM204 248H203L202 251L199 252L200 254H198V252H196V251H198V249L196 248L195 253H194V256H195V257L193 256L194 259H195V261L192 259L193 257L191 258L194 262L198 261V259H197V257H199L198 255H200V257H201V258L199 257V261H200V259H202V260H203V259L206 260L205 257H206L207 255H209V253H208V252H205L206 249L204 250ZM236 248H235V249H236ZM56 249H57V250H56ZM63 249L66 251L65 253H64ZM112 249H114V248H112ZM122 249H123V250H122ZM147 249H148V248H147ZM151 249H152V248H151ZM157 249H158V247H157ZM157 249H156V251H157ZM168 249H170V248H168ZM174 249H175V248H174ZM189 249H190L191 251H190ZM211 249H209V250H211ZM259 249H260V248H259ZM149 250H150V249H149ZM154 250H155V249H154ZM154 250H153V251H154ZM165 250H166V248H165ZM179 250H181V251L179 252ZM209 250H208V251H209ZM236 250H237V249H236ZM236 250H234V251H236ZM44 251H43V249H42V250L39 251V252H41V254H44ZM48 251H49V249L47 250V252H48ZM50 251H51V248H50ZM50 251H49L48 253H50ZM137 251L135 252L136 254H138ZM142 251H143V250H142ZM161 251H162V250H161ZM161 251H159V252H161ZM163 251H164V250H163ZM166 251H167V250H166ZM168 251H169V250H168ZM172 251H174V250L172 249ZM211 251H212V250H211ZM211 251H209V252L212 253L213 255H214V252H215V253L217 254V256H218V253L220 252V251H215V250H214V252H211ZM232 251H231V252H232ZM22 252H23V251H22ZM45 252H46V251H45ZM47 252H46L45 255H47ZM62 252H63V254H62ZM110 252H111V254H110ZM125 252H126V253H125ZM145 252L148 253V251H146V249H145ZM154 252H155V251H154ZM154 252H153V254H154ZM157 252H158V251H157ZM170 252H171V251H170ZM203 252H204V253H203ZM23 253L27 255V256H25V257H28V258H29L27 250H26V252L24 251ZM23 253H22V254H23ZM60 253H61V254H60ZM133 253H134V252H133ZM133 253H132V254H133ZM139 253H141V251H139ZM143 253H144V252H143ZM164 253H165V252H164ZM172 253H173V252H172ZM201 253H203V255H202ZM232 253H233V252H232ZM24 254H23L22 259L25 258V257H24ZM34 254H35V253H34ZM124 254H123V255H124ZM144 254H146V253H144ZM149 254H151V250H150V253H149ZM155 254H157V253L155 252ZM159 254H161V253H159ZM184 254H185V253H183V255H182V254H181V255L184 256L185 262L187 263V258H189V256H188L189 253H188V255H184ZM195 254H197V255H195ZM212 254H211V255H212ZM224 254H225V255H224ZM228 254H227V255H228ZM233 254H234V253H233ZM30 255H31V254H30ZM35 255H36V254H35ZM39 255H40V254L38 253V257H39ZM45 255H44V256H45ZM49 255H51V254H49ZM49 255H47V257H45V258H48ZM52 255H53V254H52ZM114 255H115V256H114ZM140 255H142V254H140ZM140 255H139V260L141 261V260L143 259V258H142L143 256L141 257L142 259H140ZM190 255H191V254H190ZM205 255H206V256H205ZM237 255H238V254H237ZM21 256H22V255H21ZM44 256H43V257H44ZM133 256H134V255H133ZM147 256H149V255L147 254ZM150 256H152V255H150ZM182 256L179 255L178 258H181ZM186 256H187V258H186ZM223 256H222V258H223ZM34 257H35V256H34ZM34 257L32 256V259L36 260V259H37V258H36L37 255H36L35 258H34ZM56 257H55V258H56ZM113 257H114V258H113ZM131 257H132V255H131ZM137 257H138V255H137ZM158 257H159V255H158ZM165 257H166V256H165ZM167 257H169V254L167 255ZM202 257H203V258H202ZM209 257H210V256H209ZM213 257H214V256H213ZM218 257H219V256H218ZM231 257H232V255H231ZM126 258H128V259L126 260ZM134 258H136V257L134 256ZM145 258H146V257H145V255H144V259H145ZM163 258H164V257H163ZM206 258H208V257H206ZM211 258H212V256H211ZM220 258H221V257H220ZM39 259H40V257H39ZM129 259H131L132 261H130ZM209 259H210V258H209ZM209 259H208V260H209ZM214 259H215V258H214ZM214 259H213V261H214ZM41 260H42V259H41ZM44 260H45V259H44ZM117 260H118V262H116ZM125 260H126V261H125ZM150 260H151V259H150ZM156 260H157V259H156ZM192 260H191V261H192ZM208 260H207V261H208ZM211 260H212V259H211ZM30 261H31V260H30ZM37 261H38V260H37ZM37 261H36V262H37ZM140 261H137V260H136V262H132V264L137 263V262L139 263ZM148 261H149V260H148ZM148 261H146V262H148ZM172 261H173V260H172ZM188 261L190 262L189 259H188ZM209 261H210V260H209ZM209 261H208V264L211 263V262H209ZM52 262H53V261H51L50 264H52ZM143 262H144V261H143ZM143 262H142V263H143ZM151 262H152V261H150V262H148V263H145V264H149V263L151 264ZM165 262H167V261H165ZM189 262H188V263H189ZM201 262H202V261H201ZM201 262H199V263H201ZM203 262H204V261H203ZM34 263H35V262H34ZM34 263H32V264H34ZM44 263H45V262H44ZM161 263L163 264L164 262H161ZM168 263H169V264H170V263H171V264H172V263H173V264H176V263L171 262V261H168ZM179 263H178V264H179ZM186 263H184V264H186ZM190 263H193V262H190ZM197 263H198V262H196V263H194V264H197ZM199 263H198V264H199ZM205 263H206V261H205ZM205 263H204V264H205ZM36 264H38V262H37ZM47 264H49V261H47ZM127 264H128V263H127ZM139 264H140V263H139ZM165 264H166V263H165Z\"/></svg>",
	"mask_w": 264,
	"mask_h": 264
}]
</instances>
